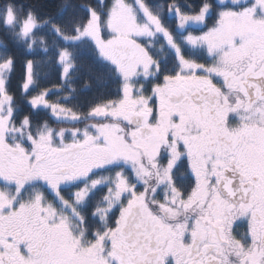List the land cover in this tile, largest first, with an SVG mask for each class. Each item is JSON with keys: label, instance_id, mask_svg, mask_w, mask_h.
Returning a JSON list of instances; mask_svg holds the SVG:
<instances>
[{"label": "snow or ice", "instance_id": "6c2138e0", "mask_svg": "<svg viewBox=\"0 0 264 264\" xmlns=\"http://www.w3.org/2000/svg\"><path fill=\"white\" fill-rule=\"evenodd\" d=\"M0 264H264V0H0Z\"/></svg>", "mask_w": 264, "mask_h": 264}]
</instances>
